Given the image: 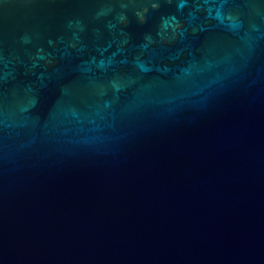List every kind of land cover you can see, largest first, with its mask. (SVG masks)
Here are the masks:
<instances>
[{
    "label": "water",
    "instance_id": "95a60500",
    "mask_svg": "<svg viewBox=\"0 0 264 264\" xmlns=\"http://www.w3.org/2000/svg\"><path fill=\"white\" fill-rule=\"evenodd\" d=\"M0 264H264V0H0Z\"/></svg>",
    "mask_w": 264,
    "mask_h": 264
}]
</instances>
